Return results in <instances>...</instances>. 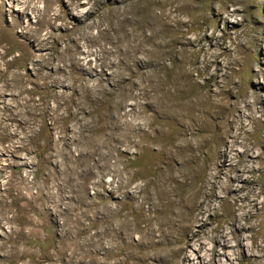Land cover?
<instances>
[{"label": "rangeland", "instance_id": "rangeland-1", "mask_svg": "<svg viewBox=\"0 0 264 264\" xmlns=\"http://www.w3.org/2000/svg\"><path fill=\"white\" fill-rule=\"evenodd\" d=\"M45 5L69 23L38 26ZM77 5L0 0V68L14 58L11 70L24 76L30 97L45 101L34 108L14 89L0 98V264H160L169 258V244L180 253L176 264L183 256V264H264V0H157L156 15L166 12L169 19L165 26L156 20L151 60L146 52L134 54L135 39L148 34L137 16L126 26V39L108 25L121 19L128 2ZM93 22L101 24L87 32L107 28L106 42L80 37ZM36 28L50 33L42 49L32 35ZM73 50L76 62L68 58ZM23 53L40 59L26 61ZM45 59L50 62L40 69ZM183 66L188 73L178 86L171 81ZM36 70L67 79L50 86ZM168 87L180 93V102L200 103L202 114L169 120ZM57 147L68 151L56 153ZM198 149L204 159L196 162ZM216 169L215 197L199 217L198 235L189 239L183 229L172 230L170 217L158 215L148 179L171 174L200 185ZM248 200L242 210L239 204ZM246 211L252 216L244 229L230 224V216ZM145 216L152 237L137 230ZM219 230L227 246L212 258L210 237Z\"/></svg>", "mask_w": 264, "mask_h": 264}, {"label": "bare ground", "instance_id": "bare-ground-1", "mask_svg": "<svg viewBox=\"0 0 264 264\" xmlns=\"http://www.w3.org/2000/svg\"><path fill=\"white\" fill-rule=\"evenodd\" d=\"M78 0H69V5L72 7L73 10H77L79 6L77 5ZM99 1V0H97ZM120 2H128V5H125L128 7L127 10H124L120 13L121 19H117V22H111L108 20V25H113L114 27L112 29L117 30V32H120L122 37L124 39L128 38V34L126 33V26L131 25L132 22H137L134 18L132 19V16H137L139 18L138 20V28L141 29H147L148 34L146 35L145 38H137L135 39V53H144L146 52L148 56L150 57V60L152 56L154 55L155 52V32H156V20L158 23L161 25H168L167 19L168 14L166 12H162L163 15H156L157 12V0H120ZM97 3L94 1V4ZM131 3L133 8L131 7ZM93 4V3H92ZM97 5V4H96ZM91 11L93 10V7L90 9ZM88 10L82 17L83 20L88 19L91 15V11ZM50 9L48 8L47 5H45V8L40 12L37 17V19H41V23L38 24V26L42 27L43 22L45 25L48 27L56 26V21H61L60 27L66 26L69 21L64 17L61 16L60 14L62 13L61 11H56L57 15L54 13L51 15L49 13ZM64 13V12H63ZM80 17V18H81ZM100 22L98 23H89L87 25H84L82 28L86 31H82L80 33V37L85 39L87 42H100V41H105L107 40V34H108V29H104L102 31L98 30L96 33H89L87 30H91L94 27L100 26ZM44 27V26H43ZM161 27V26H160ZM73 29V28H72ZM49 35L50 38V33L46 32L44 36ZM32 35H35L37 37V42L38 46L40 49L46 46L47 44V39H45L44 36L40 35V28L33 29ZM44 37V38H43ZM125 41V40H124ZM76 52L73 50L71 53L68 54V58H70L71 61L76 62ZM24 58L27 60H32L35 55L34 54H26L23 53ZM5 57V53L0 52V61H2ZM21 58V55H19ZM39 57H35L37 60ZM40 59V58H39ZM149 63L153 66V61H150ZM38 61V60H37ZM12 62H14V58L10 62H4V68H0V83H2V86H0V98L3 96V90L4 89H14L17 91L19 94L20 93H26L28 96V99H26V102L33 101V107L35 108L37 105H34V102H38L39 105L43 104L45 101L43 98H39L38 100L34 101L30 97V94H32L33 90L27 89L25 87L26 80L24 79L23 75H19L16 72L11 70V67L13 66ZM49 59H45L42 61L43 66L40 64L42 69L45 67V65L49 64ZM36 74L38 76H42L44 80H50V86H56L54 84H59L63 83L67 78L61 77L58 74H50L46 72H40L38 73V70H36ZM151 72H153L151 70ZM188 70L186 69L185 66L181 69V72L178 73V77H174L173 80L171 81L173 84H177L178 86L180 85L181 81L179 78H183L187 75ZM151 77V78H150ZM150 82H152V74L149 76ZM179 80V81H178ZM71 83V80H68ZM70 85V84H69ZM73 89V88H72ZM71 89V90H72ZM73 91V90H72ZM49 92L52 93L51 96L54 94V88L49 90ZM145 92V90L143 91ZM167 96V101L165 104V108L167 110V117L169 120H174L176 121L177 118L182 119L186 113H193L195 117L199 116L202 114L204 108L201 106L200 103H190V106L187 105V103L180 102V93L174 90L172 92L169 87L165 89V93ZM143 96V94L138 93L135 97H140ZM72 93L71 91L68 92L66 95V103L65 106L69 108L70 106V101H71ZM256 100L259 98L258 95H255ZM255 101V100H253ZM163 103V102H162ZM19 104V103H18ZM30 105V104H29ZM253 112V111H252ZM187 114V115H189ZM27 120V119H26ZM28 121V120H27ZM151 139V138H150ZM189 146V145H188ZM56 147V145H55ZM251 147H246L244 150V157L248 156V153L250 151ZM56 150V151H55ZM54 151L56 153H66L67 151L64 150L63 148L57 147ZM187 150H190L189 148ZM215 152L218 154L217 148L214 149ZM192 148H191V153H192ZM209 151V150H208ZM180 152V151H179ZM178 153V152H177ZM204 152L198 149V153L194 154V158L199 161L201 158H203ZM225 152L219 156L221 159L219 162L222 163L220 166L223 167L225 165ZM204 159V158H203ZM245 159V158H244ZM227 161V160H226ZM221 174V169H216L215 172H211L209 175L205 176L204 180H202L201 184L198 185L197 181L191 180L190 182H187L186 180L182 179L180 181H177L173 178V175L165 174L160 177L154 176L152 179H148V187L153 189L154 192V197L155 200L159 203L158 206L161 210V214H158L159 216H169L170 217V228L174 230L175 232H179L181 229H183L185 232H187L190 238H194L198 235L199 230H195V227L197 224H199L202 220V215H204V212L208 210L209 203L212 197H215L214 195V182L213 179H216L219 177ZM240 179L239 176H235V180ZM234 180V179H233ZM227 188H232V184H228ZM240 193V192H239ZM149 194L150 192L148 191L147 194V201L149 199ZM236 197V196H235ZM238 198V197H237ZM246 198V197H245ZM246 200V199H245ZM251 201V200H250ZM250 201L248 200V204L246 202H242L239 204V207L242 210H245V208L250 207ZM253 206V205H252ZM155 208V206H152ZM186 209H185V208ZM206 207V208H205ZM262 207H264V203L262 204ZM185 209L184 211L182 209ZM177 210L175 215H173V210ZM236 212V211H235ZM247 212V211H246ZM243 214V213H242ZM154 216V215H153ZM252 216L251 212H247V214L244 215H239L237 216L236 214H233L232 216L229 217L230 219V224L239 225V228L242 230L245 228L247 224H249V217ZM154 222V220H153ZM177 222V224H176ZM227 222V221H226ZM139 225L138 229L139 231L143 232L142 236L144 237L146 232H149V235L152 237L154 230L151 227V218H144L143 220V225L141 226L140 223H137ZM162 225V224H161ZM136 228V225H134ZM167 226V225H166ZM204 224H200L199 228L203 227ZM249 226V225H248ZM252 226V225H250ZM42 227V226H41ZM164 227V226H163ZM235 227V226H233ZM162 226H159V229H161ZM247 228V227H246ZM162 230V229H161ZM166 230L164 231V233ZM163 233V234H164ZM236 234V233H235ZM148 235V236H149ZM233 235V234H232ZM231 237L236 240V242H239L241 240V235H234ZM161 236V235H160ZM226 234L224 233L223 230H219L217 232L216 236H211L210 240L213 244V246L208 249L209 250V255L213 258L214 256H218L217 254V247L224 248L227 246V242L225 240ZM154 239V238H153ZM232 239V240H233ZM158 241V240H156ZM162 241V239H161ZM141 242V241H140ZM235 242V241H234ZM143 245H145V238L142 240ZM169 243V241H168ZM164 246V244H163ZM153 245L151 246V248ZM254 247V246H253ZM154 248V247H153ZM168 250H169V255L166 260H161L160 264H176L175 258H177L180 253L178 251H175L172 246L169 244L168 245ZM257 252H262L263 247H254ZM158 250V249H157ZM251 247L250 249V254L251 256H255V251ZM154 251V249H153ZM259 254V253H258ZM188 259L183 256L181 259V262H178L177 264H183V261H187ZM142 264H150L147 259L142 261Z\"/></svg>", "mask_w": 264, "mask_h": 264}]
</instances>
